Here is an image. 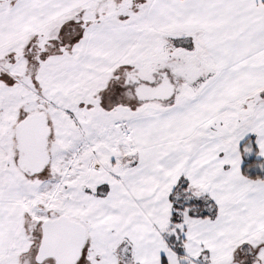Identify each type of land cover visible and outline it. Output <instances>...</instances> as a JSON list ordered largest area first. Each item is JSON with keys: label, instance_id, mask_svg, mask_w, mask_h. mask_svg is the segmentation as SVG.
Masks as SVG:
<instances>
[{"label": "snow or ice", "instance_id": "obj_1", "mask_svg": "<svg viewBox=\"0 0 264 264\" xmlns=\"http://www.w3.org/2000/svg\"><path fill=\"white\" fill-rule=\"evenodd\" d=\"M0 264H264V0H0Z\"/></svg>", "mask_w": 264, "mask_h": 264}]
</instances>
